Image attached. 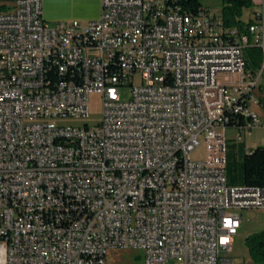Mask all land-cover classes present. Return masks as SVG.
<instances>
[{
	"label": "built area",
	"instance_id": "2783aa9c",
	"mask_svg": "<svg viewBox=\"0 0 264 264\" xmlns=\"http://www.w3.org/2000/svg\"><path fill=\"white\" fill-rule=\"evenodd\" d=\"M101 1L85 22L50 25L42 0L0 11V264H109L110 250L141 264H233L223 253L242 211L264 200V185L226 172L228 130L242 141L264 127L250 108L264 67L252 72L245 55L264 51V12L241 31L205 5ZM207 46L215 54L191 56ZM92 93L101 119L65 123L89 116ZM202 141L210 164L192 157Z\"/></svg>",
	"mask_w": 264,
	"mask_h": 264
},
{
	"label": "rangeland",
	"instance_id": "374dc122",
	"mask_svg": "<svg viewBox=\"0 0 264 264\" xmlns=\"http://www.w3.org/2000/svg\"><path fill=\"white\" fill-rule=\"evenodd\" d=\"M14 0H3L0 3L4 4L7 8L13 7ZM44 16L47 18L50 25H54L56 20H73L77 19L85 22L86 18L93 17L99 11L102 1L101 0H42ZM203 4L209 8L217 9L222 13L223 0H202ZM246 8L243 10L242 18L245 21L255 19L256 15ZM2 11V10H0ZM94 19V18H93ZM264 59V56H263ZM263 61V60H262ZM264 67V61L257 68L258 72ZM250 70V68H248ZM138 81V80H137ZM264 83V70L261 76V85ZM131 85H126L121 88V95L123 98H129L131 95ZM250 108L257 111L261 117L264 118V111L261 105L251 104ZM102 115V99L100 94L92 93L89 98V116L84 118H70L64 120L65 123H84L88 122L93 125L101 119ZM236 130H228V145L233 144L236 158L240 160L244 151L247 148H255L262 145L264 140V127L253 128L243 134L242 141L234 139ZM214 147H221V140H214ZM244 147V148H242ZM207 149L206 142L202 141L200 146L192 152L193 158H200L210 162V153H204ZM239 212H241L239 210ZM241 227L236 235L230 250L223 253L224 256L230 257L233 264H264L263 260H255L248 248L246 238L250 235L264 232V206L256 209H245L242 211ZM137 252L133 250H110L108 252L109 264H141V260L135 259ZM4 257L0 259L3 261Z\"/></svg>",
	"mask_w": 264,
	"mask_h": 264
},
{
	"label": "trees",
	"instance_id": "16d2710c",
	"mask_svg": "<svg viewBox=\"0 0 264 264\" xmlns=\"http://www.w3.org/2000/svg\"><path fill=\"white\" fill-rule=\"evenodd\" d=\"M3 0H0V2ZM179 2L193 10L203 6L202 0H179ZM254 5L253 0H223L222 17L227 26L237 27L241 31H246L247 27L256 21L242 18L243 10ZM7 7L0 3V10ZM247 67L252 72L264 61V51L260 46L250 45L245 51ZM263 60V61H262ZM240 118V117H239ZM244 118H241L242 122ZM226 172L228 182L233 185H264V148L263 145L255 148H247L240 160L236 158L233 144L228 145ZM248 248L255 260L264 261V232L250 235L246 238Z\"/></svg>",
	"mask_w": 264,
	"mask_h": 264
},
{
	"label": "bare ground",
	"instance_id": "6f19581e",
	"mask_svg": "<svg viewBox=\"0 0 264 264\" xmlns=\"http://www.w3.org/2000/svg\"><path fill=\"white\" fill-rule=\"evenodd\" d=\"M215 54V46H207L205 49H191V56L194 58H203L206 55ZM190 68L192 72H200L201 61L200 60H190ZM183 66L171 67V75H182L181 83L182 88H190L191 76L190 74H182ZM28 76L41 77V69H28ZM263 148H264V144ZM203 164H210L208 161L203 160ZM215 170H222V165H215ZM262 206H264V200H262Z\"/></svg>",
	"mask_w": 264,
	"mask_h": 264
},
{
	"label": "crops",
	"instance_id": "0c3cea01",
	"mask_svg": "<svg viewBox=\"0 0 264 264\" xmlns=\"http://www.w3.org/2000/svg\"><path fill=\"white\" fill-rule=\"evenodd\" d=\"M253 1H254V5L252 7H250L248 10H250V12L255 14L257 17L258 12H261V11L264 12V0H253ZM101 7H102V4H101ZM101 7L95 16L90 17V18H86L85 20L88 21L90 19L97 18L100 15ZM45 19L48 22L46 17H45ZM59 20L60 19L56 20V22ZM256 20H257V18H256ZM230 79L231 80H239V72H230ZM260 95H261V99H262L261 109L264 111V83H262V85H261ZM242 148H244V147H242ZM215 165H222V163H215Z\"/></svg>",
	"mask_w": 264,
	"mask_h": 264
}]
</instances>
